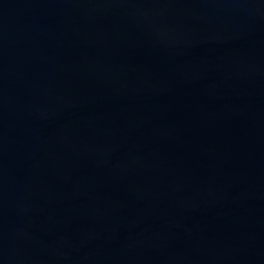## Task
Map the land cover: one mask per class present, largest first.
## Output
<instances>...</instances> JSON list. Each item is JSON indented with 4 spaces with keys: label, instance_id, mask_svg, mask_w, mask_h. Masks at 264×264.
<instances>
[{
    "label": "water",
    "instance_id": "1",
    "mask_svg": "<svg viewBox=\"0 0 264 264\" xmlns=\"http://www.w3.org/2000/svg\"><path fill=\"white\" fill-rule=\"evenodd\" d=\"M0 264H264V0H0Z\"/></svg>",
    "mask_w": 264,
    "mask_h": 264
}]
</instances>
